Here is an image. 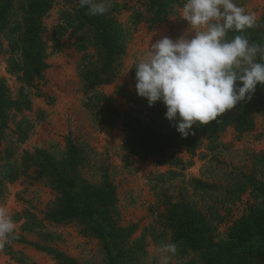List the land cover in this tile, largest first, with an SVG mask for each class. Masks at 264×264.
Masks as SVG:
<instances>
[{
  "label": "rangeland",
  "instance_id": "374dc122",
  "mask_svg": "<svg viewBox=\"0 0 264 264\" xmlns=\"http://www.w3.org/2000/svg\"><path fill=\"white\" fill-rule=\"evenodd\" d=\"M29 1L4 6L0 25V77L21 107L7 111L0 138V206L17 225L0 248V264H62L57 253L80 264H158L162 242L177 246L169 264H241L246 252L231 246V232L243 218L254 225V213L264 208V113L253 114L246 132L231 122L217 135L202 136L194 153L181 144L147 158L134 151L121 116L130 111L160 130L169 127L155 105L137 95L133 71L156 40L194 35L182 19L185 0H168L159 23L152 22L149 0H103L126 49L114 81L95 86L90 81L103 66V50L82 25L79 0L52 1L41 19L48 66L40 75L27 74ZM233 2L255 14L246 34L252 43L253 33L264 34V0ZM72 143L80 181H109L116 190L113 227L98 213L62 222L46 217L60 194L55 172L42 174L41 164L51 162L60 175H71ZM182 205L199 217L192 241L178 237L173 220ZM249 264L260 263L250 258Z\"/></svg>",
  "mask_w": 264,
  "mask_h": 264
},
{
  "label": "clouds",
  "instance_id": "9594fccd",
  "mask_svg": "<svg viewBox=\"0 0 264 264\" xmlns=\"http://www.w3.org/2000/svg\"><path fill=\"white\" fill-rule=\"evenodd\" d=\"M89 15H104L103 0H79ZM182 19L194 35L164 36L150 45L147 59L135 66L137 95L149 107L161 102L165 118L184 138L194 125H208L264 86V45L250 43L243 33L256 24L254 13L233 0H185ZM260 57L257 60V57ZM9 210L0 206V248L16 230ZM175 243H161L158 264H169Z\"/></svg>",
  "mask_w": 264,
  "mask_h": 264
},
{
  "label": "trees",
  "instance_id": "16d2710c",
  "mask_svg": "<svg viewBox=\"0 0 264 264\" xmlns=\"http://www.w3.org/2000/svg\"><path fill=\"white\" fill-rule=\"evenodd\" d=\"M52 1L30 0L27 5L23 54L27 66L25 70L30 76L40 75L48 66L44 62L45 47L41 37V19L51 9ZM11 2L12 0H0V25L2 26L7 17L3 7L9 8ZM168 4V0H149V9L153 11V23H159L166 18ZM78 14L81 15L82 25L92 30L103 50V66L95 74H92L93 78L90 85L110 84L117 76L122 58L125 55L126 47L122 39L120 25L113 16L107 13L104 15H89L86 8L78 6ZM247 30L243 33L230 31L229 35L232 38L238 34L246 36ZM252 36V43L264 45V34L256 35L253 33ZM135 71H133L134 78ZM13 107L16 110H21L17 101L12 99L4 79L0 77V138L6 125L7 111ZM155 107L157 113L169 124V127L165 130H160L155 123H145L133 117L130 111L121 113L125 130L133 137L134 151L140 154L141 157L147 158L184 144L189 152L194 153L202 136L217 135L225 130L231 122L235 123L236 130L239 133L251 130L254 126L253 114L264 113V86L257 85L252 99L248 102L239 103L231 112V118V113L228 110L227 113L222 114L216 121L210 122L208 125H194V135H189L186 138L182 137L165 118V105L157 102ZM69 154L71 157L69 174L71 173V175H60L56 166L51 162L41 164L44 169L41 171L42 174L49 175L55 172L57 189L60 194L46 217L62 222L73 218H88L92 217L94 213H98L103 219L107 220V225L113 227L112 213L117 203L114 186L109 181H105L101 185L91 184L84 179L80 181L81 177L77 171L80 158L74 143L69 145ZM97 206H99V209L96 208ZM254 216V225L248 219L243 218L236 222L232 228L231 246L246 252V257L240 261L241 264H249L250 258L264 264V208H259ZM198 218L187 206L182 205V214L173 216V220L179 223L176 225L178 237L188 241L195 240V234L198 230ZM95 232H98V230ZM257 237H262L263 240L257 239ZM56 257L62 261V264H80L74 258L63 253H57Z\"/></svg>",
  "mask_w": 264,
  "mask_h": 264
}]
</instances>
